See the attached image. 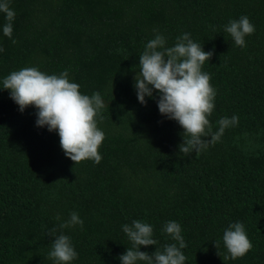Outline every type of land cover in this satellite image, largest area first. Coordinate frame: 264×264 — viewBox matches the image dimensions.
Listing matches in <instances>:
<instances>
[{
  "label": "trees",
  "instance_id": "trees-1",
  "mask_svg": "<svg viewBox=\"0 0 264 264\" xmlns=\"http://www.w3.org/2000/svg\"><path fill=\"white\" fill-rule=\"evenodd\" d=\"M10 8L11 39L0 13V264H55L54 227L78 253L71 264H121L131 247L122 225L133 220L153 227L158 247L175 243L166 222L179 223L185 264H264V0H11ZM241 16L255 26L244 47L224 31ZM184 33L214 50L202 67L216 90L213 130L238 117L219 142L189 156L179 153L178 122L155 99L142 105L134 88L146 44L161 34L172 47ZM30 67L67 70L81 94L100 93L99 164H74L58 132L36 126L37 109L21 113L2 89L7 75ZM72 212L83 226L60 230ZM236 222L253 247L225 260L223 233Z\"/></svg>",
  "mask_w": 264,
  "mask_h": 264
},
{
  "label": "clouds",
  "instance_id": "clouds-1",
  "mask_svg": "<svg viewBox=\"0 0 264 264\" xmlns=\"http://www.w3.org/2000/svg\"><path fill=\"white\" fill-rule=\"evenodd\" d=\"M11 0H0V13L5 15L3 34L8 38L13 35L15 11L10 8ZM224 31L232 37L235 44L245 45V37L255 32V26L247 16L231 20L224 26ZM16 43L15 40H12ZM3 49L0 48V52ZM213 51H205L203 46L194 42L189 33L177 37L172 47L166 46V38L156 34L145 46L139 56L138 71L134 77L137 99L142 105L147 98L155 99L161 115L175 120L184 130L183 142L179 153L189 156L199 155L210 145L221 140L226 129L235 127L238 117H223L218 120V129L213 130L209 120L215 107L216 90L210 84V75L202 71L206 61H210ZM80 85L70 82L67 70L57 75H48L36 67L13 71L3 79V88L10 91V98L23 113L29 106L37 109V127H47L49 132L56 131L65 156L74 164L93 160L99 164L102 157L98 152L105 134L97 126L101 110L105 103L99 92L91 96L81 94ZM60 221L61 217L56 216ZM83 226L78 213L72 212L67 221L59 224V229ZM123 232L131 242L125 253L119 256L121 264H185L186 248L181 226L175 221L166 222L163 232L175 243L157 246L153 238V227L140 220L122 225ZM52 228L47 235L54 237L48 257L55 264H71L78 257L71 238L57 234ZM223 245L228 255L225 260L243 257L253 245L241 222L232 223L224 230ZM155 245V252L141 251V246ZM218 249L220 242H214ZM219 255V254H218Z\"/></svg>",
  "mask_w": 264,
  "mask_h": 264
}]
</instances>
